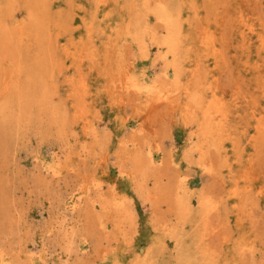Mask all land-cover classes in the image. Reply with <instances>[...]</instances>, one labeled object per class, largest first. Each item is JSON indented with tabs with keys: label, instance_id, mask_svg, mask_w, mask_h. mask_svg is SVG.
<instances>
[{
	"label": "rangeland",
	"instance_id": "rangeland-1",
	"mask_svg": "<svg viewBox=\"0 0 264 264\" xmlns=\"http://www.w3.org/2000/svg\"><path fill=\"white\" fill-rule=\"evenodd\" d=\"M0 264H264V0H0Z\"/></svg>",
	"mask_w": 264,
	"mask_h": 264
}]
</instances>
